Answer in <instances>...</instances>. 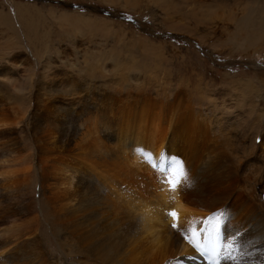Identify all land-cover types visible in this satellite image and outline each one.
Wrapping results in <instances>:
<instances>
[{
    "label": "bare ground",
    "instance_id": "obj_1",
    "mask_svg": "<svg viewBox=\"0 0 264 264\" xmlns=\"http://www.w3.org/2000/svg\"><path fill=\"white\" fill-rule=\"evenodd\" d=\"M252 12L248 7L243 15L246 26ZM69 15L56 17L58 24L77 34L80 18ZM79 66L63 72L58 83L48 77L32 96L33 142L24 151L9 126L24 127L26 117L9 114L0 101V264H63L47 248L52 246L48 238L46 246L39 238L41 214L33 207L38 197L56 244L74 259L67 264H264V192L256 193L255 175L241 173L245 165L264 167V127L258 126V120L264 123V88L251 100L243 81L242 105L227 115L231 108L219 109L224 97L204 85L195 93L173 87L183 82L182 64L169 71L158 67V86L164 84L157 90L160 98L142 88L133 91L135 85L124 91L120 82L99 88L102 94L89 85L90 91L78 83L63 86L76 75L86 85V75L102 68ZM255 79L264 84V75ZM89 99L94 110L84 113L72 106ZM241 127L251 141L248 150L241 138L234 147L227 135ZM172 161L183 166L175 191L169 183L175 178ZM153 163H165L166 171L153 169ZM35 174L39 192L32 189ZM172 211L178 219L168 215ZM219 211L227 215L214 230L204 221ZM193 230L199 248L213 249L211 259L201 257L190 242ZM234 234L237 239L228 247Z\"/></svg>",
    "mask_w": 264,
    "mask_h": 264
},
{
    "label": "rangeland",
    "instance_id": "obj_2",
    "mask_svg": "<svg viewBox=\"0 0 264 264\" xmlns=\"http://www.w3.org/2000/svg\"><path fill=\"white\" fill-rule=\"evenodd\" d=\"M248 7H252L253 12L246 26L243 15ZM263 10L264 0H0V101L6 103L9 114L26 117L24 127L9 126L14 129L17 148L24 151L28 141L33 142L30 134L33 112L30 111L34 109L32 96L40 89V84H46L48 77L58 83L65 76L63 72L79 65L81 68L84 65L102 68L95 70L92 77L86 75L89 81L86 85L85 79L76 75L78 79L72 78L71 83L62 81L63 86L78 83L85 91H90L89 86L99 91L101 87L110 89L115 82H120L124 84V91L135 85L133 91L142 88L146 94L160 98L161 93L156 94L164 84L158 86L162 77L158 67L167 66L169 71L176 64H182L179 71L183 82L174 88L181 87L193 93L196 87L204 85L210 94L224 97V105L219 104L220 110L231 108L227 115L235 112L242 105L240 86L243 81H247L245 93H249L251 100L256 91L260 93L264 88V84L255 79L259 74L264 75ZM61 15L80 18L78 35L70 33L72 31L65 26L61 29L56 19ZM46 42L47 45L42 44ZM162 51L165 56L161 55ZM72 71L76 74V70ZM134 78L140 80L138 84ZM64 90L65 94L70 92L69 88ZM102 91L97 93L102 94ZM84 102V105L78 102L72 106L84 113L95 109L94 100ZM258 126L262 128L264 123L258 120ZM244 130L241 127L237 133L227 135L234 147L241 138L248 150L251 141L243 137ZM254 166L245 165L241 173L255 175L256 193L264 192V167ZM35 177L32 189L39 192L40 182L36 174ZM33 207L41 214L38 235L42 243L46 246L48 238L52 243L47 247L50 252L58 253L63 264L73 262L72 255L56 244L39 197L34 200Z\"/></svg>",
    "mask_w": 264,
    "mask_h": 264
},
{
    "label": "snow or ice",
    "instance_id": "obj_3",
    "mask_svg": "<svg viewBox=\"0 0 264 264\" xmlns=\"http://www.w3.org/2000/svg\"><path fill=\"white\" fill-rule=\"evenodd\" d=\"M172 163L176 166L173 169V172L175 174V178L173 180L169 181V183L171 184V190L175 191L177 189L178 184L180 183L179 176L183 175V166L180 165L179 162H177V161H172ZM168 215L171 218H173V220L178 219V214L175 211L170 212ZM226 215H227V213L225 211L215 212L211 216H209L208 219L206 221H204V222L207 223V224H210L214 230H218L220 220L223 217H226ZM171 227L176 228L177 225L174 223V224L171 225ZM195 236H196V233L193 230V239L190 242L193 243L194 246L199 248V245L196 244V242H195V239H194ZM236 239H237V236H236V234H234L232 236V240L228 242L227 246L228 247H232V244H233V242L236 241Z\"/></svg>",
    "mask_w": 264,
    "mask_h": 264
}]
</instances>
